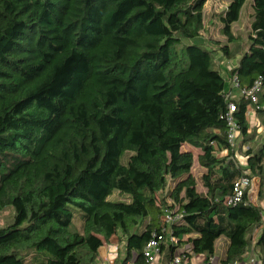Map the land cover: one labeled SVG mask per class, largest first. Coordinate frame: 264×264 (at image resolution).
Masks as SVG:
<instances>
[{
  "label": "trees",
  "instance_id": "16d2710c",
  "mask_svg": "<svg viewBox=\"0 0 264 264\" xmlns=\"http://www.w3.org/2000/svg\"><path fill=\"white\" fill-rule=\"evenodd\" d=\"M207 2L0 0V214L14 213L0 226V264H100V249L115 243L116 264H147L156 236L168 264L210 260L221 237V264H264V206L249 190L227 204L242 178L260 180L264 203V139L238 155L253 134L250 105L264 130V87L255 104L234 100L237 153L225 97L234 76L242 89L264 86V0L253 1L249 47L227 77L218 51L190 44ZM229 2L219 53L231 62L247 0ZM186 146L200 151L204 193ZM115 193L129 202L110 201Z\"/></svg>",
  "mask_w": 264,
  "mask_h": 264
},
{
  "label": "rangeland",
  "instance_id": "374dc122",
  "mask_svg": "<svg viewBox=\"0 0 264 264\" xmlns=\"http://www.w3.org/2000/svg\"><path fill=\"white\" fill-rule=\"evenodd\" d=\"M253 1L254 0H247L246 4L244 5L240 19L237 23H235L232 27V31L237 38L236 43L231 44L230 50L237 55V58L233 59L231 62L226 60L222 54L219 53V47L224 46L227 44V39L222 34V24L219 18L229 6V0H208L205 6V18H204V31L201 34V37L197 40L190 42V44L200 45L203 48L208 49H215L218 51L216 55L215 61V68L220 70L221 73L224 74V77H227V71L232 69L233 65H237V61L240 55H242L247 49L249 45V37L251 33V24L253 22ZM249 121L251 125L250 133L251 135L250 140H247L246 145L240 152L238 153L239 156H245V152L249 151V147H251L254 151H257L264 139V130L260 127V121L257 118L256 114H254L252 110V106H249ZM259 132V133H258ZM244 141V140H242ZM184 149H189L186 146ZM196 163L193 168V174L198 183V191L200 193H204V188L201 183V177L203 170L199 166L197 161V156L199 155L198 151H195ZM245 158V157H244ZM250 174V173H249ZM260 180L258 178L252 179V186L249 189V196L250 200L260 206H264L263 201L260 200ZM113 202H129L128 199L125 197L120 196L118 193H115L110 199ZM14 219V213L12 209H8L0 214V226L7 227L12 224ZM108 227V229L112 232L113 238L112 242H119V237H121L120 231L115 228L113 223H111L109 218L102 220ZM259 233H257L254 238H258ZM228 245V240L225 237H221L216 242V257H220L222 253L225 251L226 246ZM252 262V261H251Z\"/></svg>",
  "mask_w": 264,
  "mask_h": 264
},
{
  "label": "built area",
  "instance_id": "2783aa9c",
  "mask_svg": "<svg viewBox=\"0 0 264 264\" xmlns=\"http://www.w3.org/2000/svg\"><path fill=\"white\" fill-rule=\"evenodd\" d=\"M229 87L225 91V97L227 101H229L228 113L226 115V124L228 128L227 141L230 146V150L233 153H237L240 143V128L238 126L235 113L238 111L237 105L234 103V100H238L240 98H245L250 100L252 104L257 103L258 97L263 91V82L260 78L258 81L254 83V85L250 89H242L239 85V80L237 76L232 78H228ZM250 114V112H249ZM252 186V181L248 178H242L236 185L233 191V194L228 198V205H237L244 203V197L246 191L250 189ZM167 223H171L173 220L170 216L166 217ZM164 242V238L162 236H156L154 239L148 244L145 250V258L147 260V264H156L160 257V246ZM178 241L174 238H170V245H176ZM120 246L118 244H109L103 246L99 251L98 262L100 264H116L119 258ZM133 264V263H130ZM171 264H185L184 260L176 256ZM252 264H260L258 260L252 261Z\"/></svg>",
  "mask_w": 264,
  "mask_h": 264
},
{
  "label": "crops",
  "instance_id": "0c3cea01",
  "mask_svg": "<svg viewBox=\"0 0 264 264\" xmlns=\"http://www.w3.org/2000/svg\"><path fill=\"white\" fill-rule=\"evenodd\" d=\"M235 66H232V68H234ZM250 117V116H249ZM250 122V121H249ZM187 150V149H186ZM195 151H198L196 149H193L191 147H189L188 151H192L195 154ZM200 154V151H198ZM199 156V155H198ZM197 156V157H198ZM244 157L243 156H239V159L242 160ZM203 170V169H202ZM205 173V171L203 170L202 176ZM228 246V245H227ZM227 246L225 251L222 253V255L220 257H216V252H215V256L213 258H211L210 260L207 259L205 256H191L190 259L188 260H184L185 264H221L222 261L225 258V254H226V250H227ZM190 247V245H186L184 248L188 249ZM180 252H182V250H180ZM156 264H168L167 261L165 260V254L161 255L158 259V262Z\"/></svg>",
  "mask_w": 264,
  "mask_h": 264
}]
</instances>
